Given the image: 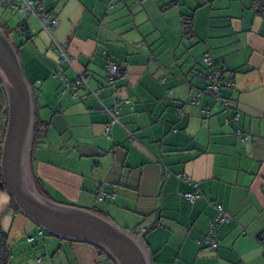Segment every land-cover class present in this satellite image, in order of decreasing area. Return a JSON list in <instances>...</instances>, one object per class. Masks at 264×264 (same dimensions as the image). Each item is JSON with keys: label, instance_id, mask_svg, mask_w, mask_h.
Here are the masks:
<instances>
[{"label": "crops", "instance_id": "crops-1", "mask_svg": "<svg viewBox=\"0 0 264 264\" xmlns=\"http://www.w3.org/2000/svg\"><path fill=\"white\" fill-rule=\"evenodd\" d=\"M30 1L57 19L54 38L72 59L60 62L35 15L0 6L34 91L32 168L41 193L141 235L150 264H264V9L254 0ZM109 62L120 68L122 103L106 135ZM213 65L233 83H221V100L204 76ZM56 71L67 80L81 74L95 94L84 86L70 97ZM6 111L0 86V145ZM99 191L114 195L98 200ZM187 192L198 195L190 201ZM214 204L230 219L211 251L202 241ZM0 229L8 264H116L92 245L42 237L1 186Z\"/></svg>", "mask_w": 264, "mask_h": 264}, {"label": "water", "instance_id": "water-1", "mask_svg": "<svg viewBox=\"0 0 264 264\" xmlns=\"http://www.w3.org/2000/svg\"><path fill=\"white\" fill-rule=\"evenodd\" d=\"M0 86L7 105L6 128L0 145V186L18 212L44 233L92 245L116 264H150L141 235L119 227L91 209L54 201L38 189L32 168L37 124L34 91L25 78L20 54L2 27Z\"/></svg>", "mask_w": 264, "mask_h": 264}, {"label": "built area", "instance_id": "built-area-1", "mask_svg": "<svg viewBox=\"0 0 264 264\" xmlns=\"http://www.w3.org/2000/svg\"><path fill=\"white\" fill-rule=\"evenodd\" d=\"M0 6H5L7 8L15 10L18 14L21 15H35L41 22L42 28L46 31V33L51 37L53 45L52 48L59 54L60 62L66 63L68 65H72V59L67 53L66 45L59 43L54 38V31L57 27V19L53 17L47 16L44 12L40 10H35L30 0H0ZM206 61L211 64L212 61L205 55ZM120 72V68L118 63L109 62L106 68V86L111 90L114 96V105L112 107H105L102 105V110L109 114L110 120L104 125V132L106 135L110 134V130L113 124L117 123L119 117V108L122 103V99L119 97V93L121 91L120 87L116 84V78ZM60 76L63 82L64 90L68 91L70 97L76 98L78 96V91L82 87H88L85 78L78 74L74 80H67L62 75L59 74L58 71L55 72ZM206 80L208 81L207 89L208 91L216 97L218 100L220 99V85L224 83L225 86L232 87L233 83L231 81H223L221 69L217 66H213L210 71H206L204 73ZM223 81V82H222ZM89 88V87H88ZM90 89V88H89ZM90 92L95 94L91 89ZM198 102V100L194 99V102ZM227 105V103H224ZM178 114H181V110L179 109ZM205 116H209V110L205 109ZM239 118V113L235 111L232 117L230 118L232 121H237ZM236 134L240 137L241 140H245L247 138L246 134L241 128H237ZM195 186V185H194ZM107 195L113 196L114 193L107 194L103 191H99L98 199L102 200ZM197 192H187L184 193V197L190 201H193L197 197ZM214 208L216 210L213 219L209 223V230L207 234L204 236L202 243L211 251H215L218 248L217 242V228L220 224L228 221L230 219L229 214L222 208L220 204H214ZM39 234L43 237L44 232L40 230ZM29 241H33V237L29 238Z\"/></svg>", "mask_w": 264, "mask_h": 264}, {"label": "trees", "instance_id": "trees-1", "mask_svg": "<svg viewBox=\"0 0 264 264\" xmlns=\"http://www.w3.org/2000/svg\"><path fill=\"white\" fill-rule=\"evenodd\" d=\"M254 3L256 4V5H258L259 6V8H261V9H264V0H254ZM185 26H186V28H185V33L187 34V33H189L190 32V27H191V23H190V21L189 20H186L185 22ZM0 27H2L7 33H8V30H7V28L5 27V26H3V25H1L0 24ZM16 48H17V50H18V47L16 46ZM214 66V65H213ZM221 72H222V70H221ZM2 90V89H1ZM233 113H235V111L233 112ZM209 117V116H208ZM205 118H207L206 116H205ZM38 124V123H37ZM37 124H36V127H35V132H34V141H33V144L35 143V139H36V136H37V134H38V130H39V127L37 126ZM237 130V129H236ZM236 130H235V133H236ZM246 134V133H245ZM247 136V135H246ZM34 175V174H33ZM34 179H35V182H36V184H37V187H38V189L41 191V189H40V186H39V183H38V180H37V178L35 177V175H34ZM99 193V192H98ZM97 198H98V194H97ZM99 200V199H98ZM11 206L16 210V211H18L17 210V208L14 206V204H13V202H12V200H11ZM91 210H93V211H95V212H97V213H100V214H102L100 211H98V210H96V209H91ZM102 215H104V214H102ZM105 217H107L106 215H104ZM109 218V217H108ZM100 252H103V251H100ZM104 253V252H103ZM106 254V253H105ZM107 255V254H106ZM108 256V255H107ZM109 257V256H108ZM9 258H10V252H9V247H8V237H7V235L0 229V264H8V261H9ZM110 258V257H109ZM111 259V258H110Z\"/></svg>", "mask_w": 264, "mask_h": 264}, {"label": "rangeland", "instance_id": "rangeland-1", "mask_svg": "<svg viewBox=\"0 0 264 264\" xmlns=\"http://www.w3.org/2000/svg\"><path fill=\"white\" fill-rule=\"evenodd\" d=\"M37 228H39L38 226H37ZM39 230V229H38ZM44 234H46V233H44ZM47 235H49V234H47ZM50 236V235H49Z\"/></svg>", "mask_w": 264, "mask_h": 264}]
</instances>
